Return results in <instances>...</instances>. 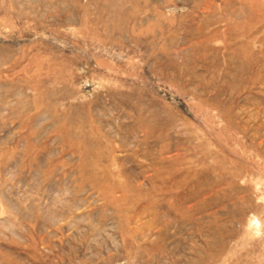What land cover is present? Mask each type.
<instances>
[{"label": "rangeland", "instance_id": "obj_1", "mask_svg": "<svg viewBox=\"0 0 264 264\" xmlns=\"http://www.w3.org/2000/svg\"><path fill=\"white\" fill-rule=\"evenodd\" d=\"M0 264H264V0H0Z\"/></svg>", "mask_w": 264, "mask_h": 264}]
</instances>
